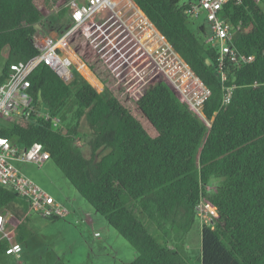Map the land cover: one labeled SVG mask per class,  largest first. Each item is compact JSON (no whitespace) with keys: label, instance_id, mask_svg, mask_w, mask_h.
I'll return each instance as SVG.
<instances>
[{"label":"trees","instance_id":"1","mask_svg":"<svg viewBox=\"0 0 264 264\" xmlns=\"http://www.w3.org/2000/svg\"><path fill=\"white\" fill-rule=\"evenodd\" d=\"M68 1L0 0V51L9 49L3 72L13 62L37 59V24L61 25ZM133 1L209 88L203 115L210 125L164 80L134 100L76 27L65 39L103 82V90L76 68L66 81L39 60L28 75L29 91L60 117L61 126L13 114L0 121V135L20 147L40 142L81 196L138 250L130 264H191L180 246L169 243L166 224L186 231L201 199L215 213L211 223L202 225L200 264H264V0L228 3L222 9L224 17L241 26L236 46L254 57L241 66L227 63L224 81L217 51L205 42V24L191 29L195 21L184 13L181 0ZM83 119L90 132L89 157L77 143ZM213 179L219 183L211 191L207 185ZM27 209L16 191L0 185V212L11 211L17 223ZM139 214L163 232L162 242ZM23 223L16 233L21 243L33 234ZM7 246V240L0 241V256Z\"/></svg>","mask_w":264,"mask_h":264},{"label":"rangeland","instance_id":"2","mask_svg":"<svg viewBox=\"0 0 264 264\" xmlns=\"http://www.w3.org/2000/svg\"><path fill=\"white\" fill-rule=\"evenodd\" d=\"M116 1L117 3L112 7L99 9L88 18L86 25L90 28L87 35L127 88L131 97L136 100L148 87L160 80L171 84L168 77L169 66L165 62L167 59L160 56L161 50L158 47L161 43L160 38L151 29H144L147 23L140 19L141 13L135 2L133 0ZM186 1L188 0H181V2ZM44 23L43 26L37 24V31L60 38L70 27L71 19L68 13L61 25L52 26L50 22ZM201 24H205L203 15L201 19L195 21V24L189 23V26L197 31ZM69 48L72 55L73 52L76 54L70 45ZM8 52V47L0 51V73ZM76 56L77 58L74 56L75 60L79 64V67L75 66L76 69L90 83L92 82L91 84H94L93 86L99 92L102 91L103 82L78 54ZM85 66L97 77L101 85L90 75ZM208 124L210 125V121ZM81 133L82 149L89 157L91 154L88 146L90 132L85 119L81 122ZM15 164L27 177L65 204L70 209V214L56 220L52 217H41L34 212L29 214V218H25L26 221L22 220L24 215L17 216L16 222L25 221L33 234L24 240L20 257L3 254L0 256V264H130L138 257V250L100 214L97 215L105 221L106 228L98 224L91 228L85 221L86 209L83 205V203L90 205L89 202L81 196L52 159L42 166L21 161H15ZM218 183V180L213 179L207 185V189L213 191ZM139 216L145 222L149 232L162 242L163 232L157 228L156 224L146 216L140 214ZM204 219L197 215L186 231H178L170 223L166 224L171 231L169 243L172 246H180L191 264H200L198 257L202 252V225L206 224ZM96 231L100 233V236L94 235Z\"/></svg>","mask_w":264,"mask_h":264},{"label":"built area","instance_id":"3","mask_svg":"<svg viewBox=\"0 0 264 264\" xmlns=\"http://www.w3.org/2000/svg\"><path fill=\"white\" fill-rule=\"evenodd\" d=\"M242 2L243 0H188L181 2L184 13L191 21L199 20L202 15L204 16L207 27L205 42L217 51L222 81L226 79L224 67L227 63L241 66L254 58L242 54L235 44V35L241 26L239 24L234 25L222 15V9L226 4H240ZM116 3V0H69L66 7L69 10L71 25L60 38L36 31L33 38L35 46L39 49L37 59L32 63L22 60L13 62L6 72L2 70L0 73V121L6 116L17 114L25 119L40 118L51 121L55 128L61 126L60 117L53 115L48 108L37 102L29 91V72L34 64L41 60L46 62L62 79L70 81L73 69L76 68L75 66L79 67V64L75 58L69 56L70 48L65 39L66 34L77 27L87 35L90 28L89 25H86L88 18L97 10L112 7ZM137 9L141 13L140 19L147 23L144 29H151L160 38L161 43L158 45L161 50L160 56L167 59L165 62L169 66L168 77L171 84L190 109L204 119L203 105L205 99L210 95L209 88L203 84L202 80L175 51L145 13L139 7ZM57 11L58 9H55V12ZM92 43L94 44L93 41ZM73 55L76 54L73 52ZM193 83L194 85H192ZM227 97H230L229 88ZM77 143L82 147V134L77 137ZM50 159L49 152L40 142H34L29 147H20L13 143L10 138L0 135V185L8 186L16 191L27 204V215L34 212L46 218H65L70 214V209L27 177L15 164V161H21L42 166ZM196 210L198 217L205 218V223L213 221L215 210L205 200H200ZM23 219L25 218L23 217ZM19 223L21 221L13 223L11 211L0 212V241H8V246L5 249L7 255L20 257L23 250V244L15 239V232ZM99 234L97 232L95 235Z\"/></svg>","mask_w":264,"mask_h":264},{"label":"crops","instance_id":"4","mask_svg":"<svg viewBox=\"0 0 264 264\" xmlns=\"http://www.w3.org/2000/svg\"><path fill=\"white\" fill-rule=\"evenodd\" d=\"M76 199V198H75ZM90 204V203H89ZM83 205H84V207H85V211H86V213H85V221L91 226V228H93V226L95 225V224H98V225H100L101 227H103V228H106V223H105V221H103V219L102 218H99L98 217V215L97 214H99L94 208H93V206L90 204V205H86L85 203H83ZM24 218H29V215H27V213H25L24 214V216H23ZM104 218V217H103ZM26 219H25V221H26ZM105 219V218H104ZM106 220V219H105ZM25 221H24V223H23V225H24V227L26 228V229H28V230H31V229H29L27 226H26V223H25ZM17 230H18V228L16 229V232H15V235H16V233H17ZM33 232V231H32ZM98 231H96V232H94V235L97 233ZM95 236H100V234L99 235H95ZM24 242H22V244H23Z\"/></svg>","mask_w":264,"mask_h":264},{"label":"bare ground","instance_id":"5","mask_svg":"<svg viewBox=\"0 0 264 264\" xmlns=\"http://www.w3.org/2000/svg\"><path fill=\"white\" fill-rule=\"evenodd\" d=\"M132 4H133V2H132ZM69 56H70L71 58H75L74 55H72L71 53H69Z\"/></svg>","mask_w":264,"mask_h":264}]
</instances>
